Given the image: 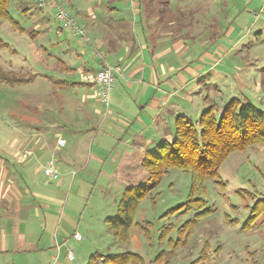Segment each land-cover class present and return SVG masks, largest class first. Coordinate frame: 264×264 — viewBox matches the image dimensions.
<instances>
[{"label": "rangeland", "instance_id": "obj_1", "mask_svg": "<svg viewBox=\"0 0 264 264\" xmlns=\"http://www.w3.org/2000/svg\"><path fill=\"white\" fill-rule=\"evenodd\" d=\"M59 1L77 21V10L91 2ZM15 4L10 0L9 11L22 30L0 20V38L6 42L0 47V66L29 71L35 77L31 82H0V146L19 141L24 128L37 130L33 140L42 138L53 150V157L63 162L64 170L70 171L64 192L69 195V219L60 218L66 240L57 264H86L96 253L136 254L137 262L127 260L124 264H264V141L227 156L218 176L194 192L205 200L201 208L184 209L190 174L168 168L137 205L128 239L114 237L105 218L116 214L124 188L152 184L140 166V150L116 140L125 134L118 127L128 119V111L123 106L114 108L110 97L105 107L99 96L100 102L94 106L99 114L89 111V117L79 114L74 118L72 111L59 112V94L77 102L81 97L79 88H58L60 79H73L70 72L75 66L68 64L69 57L76 55L65 46V40L71 38L67 37L69 30L60 31L50 10L43 9L48 18L45 22L39 17L42 13L21 10L23 6ZM126 7L122 13L131 17L130 5ZM207 8L211 14L197 16L196 37L185 38L192 55H200V42L206 43L204 50L213 55L204 59V70H181L187 81L182 93L186 90L194 97V103L187 104L189 117L197 120L210 102L217 104L218 116L232 97L264 110V0H211ZM209 34L212 40L207 39ZM91 59L89 55L88 61ZM197 70L204 74L211 71L212 77L196 79ZM85 122L94 131L87 140L80 129ZM57 137L66 143L55 150ZM74 233L79 238L73 237ZM69 250L71 258L66 256Z\"/></svg>", "mask_w": 264, "mask_h": 264}, {"label": "crops", "instance_id": "obj_2", "mask_svg": "<svg viewBox=\"0 0 264 264\" xmlns=\"http://www.w3.org/2000/svg\"><path fill=\"white\" fill-rule=\"evenodd\" d=\"M15 1L17 8L35 9V12L42 13L39 17L43 21L48 20L47 12L38 8L34 0ZM90 1L86 8L77 10L78 23L85 29L90 43H83L70 31L67 32V37L71 38L65 40V46L76 55V58L69 57L68 65L75 68L70 72L73 79H60L58 86L79 88L80 101L66 99L59 94L56 108L61 113L72 111L74 118L79 114L89 117V111L99 114L94 107L99 101L98 86L84 78L104 64L117 66L119 72L110 98L114 108L125 107L128 119L118 127L125 134L116 140L138 148L137 156L141 163L145 150L171 139L177 114L189 116L187 108L194 103V97L186 90L182 93L181 88L187 81L181 70H204V59L209 60L213 55L204 50L207 45L202 42L200 55H192L185 38L196 37L200 26L197 16L211 14V9L207 8L211 0ZM128 4L131 17L122 13ZM59 28L61 32L64 29L60 25ZM60 31H57L58 35ZM212 36L209 34L207 39L212 40ZM92 48L97 49L101 57L92 54ZM198 70L194 75L196 79L205 75L212 77L211 71L204 74ZM176 95L177 99L174 98ZM108 113L111 110L108 109ZM91 126L86 122L81 125L85 140L93 135ZM37 132L24 128L20 130L19 141L0 146V264H48L53 257L62 255V243L66 239L60 218L66 216V221L69 219L66 211L69 195L64 192L70 171L68 168L64 170L63 162L53 157V150L42 138L33 140ZM101 142L99 140L98 145ZM59 147L56 140L54 149ZM50 165L57 169L56 177L44 174V167Z\"/></svg>", "mask_w": 264, "mask_h": 264}, {"label": "trees", "instance_id": "obj_3", "mask_svg": "<svg viewBox=\"0 0 264 264\" xmlns=\"http://www.w3.org/2000/svg\"><path fill=\"white\" fill-rule=\"evenodd\" d=\"M9 6L10 0H0V20H8L14 28L22 30L10 14ZM5 45L6 42L0 38V47ZM34 77V73L29 71L6 70L0 66V82H31ZM216 110L217 104L210 102L195 121L184 114H177L171 139L163 140L144 153L140 164L152 184H131L124 188L117 203L116 214L105 218L115 238L128 239V230L133 223L137 205L168 168H180L190 174V193L187 201L182 204L184 209L195 206L201 208L205 200L195 197L194 192L206 180L218 176L219 167L227 156L264 141V110L237 97L230 98L218 116ZM199 257H203V253ZM127 260L137 262L136 254L102 256L96 253L89 256L86 264H124Z\"/></svg>", "mask_w": 264, "mask_h": 264}, {"label": "built area", "instance_id": "obj_4", "mask_svg": "<svg viewBox=\"0 0 264 264\" xmlns=\"http://www.w3.org/2000/svg\"><path fill=\"white\" fill-rule=\"evenodd\" d=\"M36 6L40 9L50 10L55 21L63 28L68 29L74 36L78 37L83 43H90L89 36L85 29L78 23V21L72 16V14L64 7L59 0H34ZM92 52L95 56L101 57V53L92 48ZM119 72L117 66L109 64L102 65L93 74L85 76L87 82H93L98 86L99 96L105 107L109 104L110 93L113 89L116 73ZM65 144L64 138L57 139V145L63 146ZM44 174L50 177H56L58 175L57 169L50 165L44 167ZM73 237L77 238L78 234L74 233ZM68 255H71L70 251ZM48 264H57V257H53Z\"/></svg>", "mask_w": 264, "mask_h": 264}]
</instances>
